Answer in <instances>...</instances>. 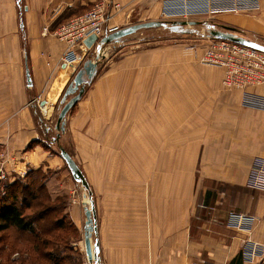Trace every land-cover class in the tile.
Instances as JSON below:
<instances>
[{"label":"crops","instance_id":"crops-1","mask_svg":"<svg viewBox=\"0 0 264 264\" xmlns=\"http://www.w3.org/2000/svg\"><path fill=\"white\" fill-rule=\"evenodd\" d=\"M97 1L0 0V186L31 169L63 171L64 160L50 148L57 130L48 124L83 56L96 48L81 45L77 61L66 66L60 60L64 45L51 31ZM113 1L121 7L108 24L119 28L156 20L153 17L160 13L164 0ZM259 2L257 11L236 20L245 37L264 44V0ZM250 91L264 96V86L250 87ZM241 93L240 89L223 92L211 117L204 110L201 113L210 122L232 120L233 136L224 138L220 129L209 127L199 139L202 149L196 167L187 172L186 184L176 187V191L186 192L187 201L198 195L196 206L187 203L185 209L180 207L182 195H177L178 201L163 208L160 185H153V195L146 199V185L129 193L128 186L106 183L98 188L90 181L96 196V237L102 264H204L205 260L209 264H264L258 257L231 262L245 240L264 244V193L245 184L253 158L264 157V109L242 106ZM83 107L75 126L98 128V106ZM49 185L47 179L48 190ZM110 191L122 195H110ZM230 210L252 215V227L237 230L226 226Z\"/></svg>","mask_w":264,"mask_h":264},{"label":"rangeland","instance_id":"rangeland-1","mask_svg":"<svg viewBox=\"0 0 264 264\" xmlns=\"http://www.w3.org/2000/svg\"><path fill=\"white\" fill-rule=\"evenodd\" d=\"M162 5L163 1L161 8ZM243 14L195 15L188 19L203 20L204 23L144 28L125 36L119 43L102 46L96 75L85 86L76 103L79 106L74 104L68 111L61 138L52 141L50 147L58 154L59 147L69 152L85 175L89 189L73 179L66 164L60 172L44 170L49 187L60 188L56 192L49 188V193L54 199L59 198L58 218L65 225L63 241L50 238L51 243L46 249L51 252V259L46 262L32 254V244L26 240L28 235L11 227L0 234V264H19L25 253L14 254L17 250L31 253L29 260L35 257L33 264H90L84 251L83 234L84 206H90V202L95 205L96 200L91 180L98 188L106 183L115 187L128 186L129 193L146 185V199L153 195V185H160L163 208L177 200V195H182V199L178 197L182 201L180 207L185 209L187 203L196 206L198 195L195 200L187 201L183 197L186 192L176 191V187L186 184L187 172L191 173L196 167L202 149L199 139L205 136L209 127L220 129L224 138L233 136L232 120L224 118L215 122L211 119V123L210 119L202 118L201 113L204 110V114L211 117L212 110L217 107L216 100L222 98L220 94L235 90L222 86L221 68L202 64L198 57L209 40L207 27L228 26L237 35L245 36L236 20ZM181 18L165 17L161 10L153 17L168 21ZM96 52L95 49L82 59L94 58ZM89 104L99 108L98 118H95L98 128L91 129L87 125L80 129L75 126V117L81 109L84 111L83 106L88 109ZM62 105L56 109L48 127L54 128ZM117 116L120 120L115 119ZM8 181L1 182L0 192ZM115 193L122 195L121 191ZM204 264L209 263L205 260Z\"/></svg>","mask_w":264,"mask_h":264},{"label":"built area","instance_id":"built-area-1","mask_svg":"<svg viewBox=\"0 0 264 264\" xmlns=\"http://www.w3.org/2000/svg\"><path fill=\"white\" fill-rule=\"evenodd\" d=\"M259 6V0H164L161 14L168 18L188 19L215 12L252 13ZM120 7L116 1L99 0L52 30L51 34L64 45L60 56L62 63L72 66L78 59V49L83 45V40L91 34L100 37L117 29V26L109 25L108 21ZM208 39L198 61L222 69V86L226 89H240L242 106L264 109V96L250 91V87L264 86V52L227 39ZM245 184L250 189L264 193V157L253 159ZM253 221L252 215L237 211H230L226 216V226L237 230L250 229ZM242 256L247 261L257 257L264 260V244L245 240Z\"/></svg>","mask_w":264,"mask_h":264},{"label":"water","instance_id":"water-1","mask_svg":"<svg viewBox=\"0 0 264 264\" xmlns=\"http://www.w3.org/2000/svg\"><path fill=\"white\" fill-rule=\"evenodd\" d=\"M204 23L203 20H195V19H173L171 21L168 20H148L133 23L130 25H126L123 27H119L112 32L106 33L102 36H97L95 34H91L86 39L83 40V45L86 48H91L93 45L96 47V53L94 58L88 57L83 60L81 66L75 71L71 81L66 86L63 96L61 98V103H63L62 107L58 111L55 129L57 130V134L54 137L53 141H58L61 134L65 131V117L71 107L81 98L85 86L92 82L94 76L97 72L98 60H99V52L103 45L106 44H115L119 43L123 40V38L127 35H130L138 30L150 27H158L166 24L172 25H200ZM207 36L210 38L217 39H227L231 40L251 48L260 50L264 52V44L259 43L255 40L247 38L245 36L237 35L231 27H207ZM103 57V55H101ZM26 77L28 84H30L29 79V70L26 69ZM70 96L68 99L67 97ZM60 156L64 160L67 165L73 179L77 182H80L86 189H89V183L82 170L79 168L76 161L73 157L66 151L63 147H59ZM90 195V192H89ZM85 226H84V234H83V242H84V251L87 257V261L90 264H102L99 254H98V241H97V219H96V211L93 202H90V206H85ZM93 234L95 235L94 240L92 239Z\"/></svg>","mask_w":264,"mask_h":264},{"label":"trees","instance_id":"trees-1","mask_svg":"<svg viewBox=\"0 0 264 264\" xmlns=\"http://www.w3.org/2000/svg\"><path fill=\"white\" fill-rule=\"evenodd\" d=\"M43 171L41 168L31 169L23 177L16 176L3 185L0 192V234L11 227L26 233V240L32 244V254L48 262L51 252L46 248L51 243L50 238L63 241L65 225L58 218L61 209L59 198L54 199L49 193L46 186L47 175ZM28 210L30 212H26ZM24 253L19 264H33L35 257L32 256L29 260L31 253L17 250L14 254ZM239 260L242 261L241 252L231 262Z\"/></svg>","mask_w":264,"mask_h":264},{"label":"bare ground","instance_id":"bare-ground-1","mask_svg":"<svg viewBox=\"0 0 264 264\" xmlns=\"http://www.w3.org/2000/svg\"><path fill=\"white\" fill-rule=\"evenodd\" d=\"M49 110V109H48ZM50 111V110H49Z\"/></svg>","mask_w":264,"mask_h":264}]
</instances>
